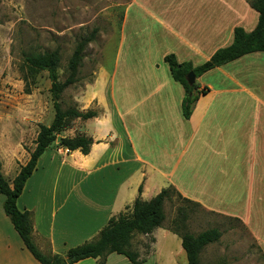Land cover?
<instances>
[{"label":"crops","instance_id":"0c3cea01","mask_svg":"<svg viewBox=\"0 0 264 264\" xmlns=\"http://www.w3.org/2000/svg\"><path fill=\"white\" fill-rule=\"evenodd\" d=\"M257 20L247 0L122 5L112 60L106 64L101 53L92 82L77 94L80 110L97 111L86 120L88 153L48 147L16 199L17 209L31 214L32 239L42 252L65 255L93 241L137 197L149 200L173 186L205 210L236 219L264 264V52L195 77L198 90L208 91L187 119L181 111L184 88L163 60L172 54L178 63L198 66L231 44L234 28L252 31ZM28 96H0V172L10 186L35 147L38 124L52 121L51 111L44 116ZM75 134L73 129L64 136ZM3 201L0 194V264H41L25 248ZM145 237L154 240L144 257L137 241ZM223 240L225 234L203 247L200 264L245 262L238 245L222 246L215 255ZM162 241L168 243L165 262L159 258ZM131 244L142 264H186L180 237L165 227L135 234ZM71 264L131 262L112 252L103 262L87 257Z\"/></svg>","mask_w":264,"mask_h":264},{"label":"trees","instance_id":"16d2710c","mask_svg":"<svg viewBox=\"0 0 264 264\" xmlns=\"http://www.w3.org/2000/svg\"><path fill=\"white\" fill-rule=\"evenodd\" d=\"M250 7L258 13V20L252 31L246 32L241 27L233 30V40L230 45L217 49L208 60L198 66L190 63H178L174 55L164 56L163 60L169 66L172 78L179 82L185 91L181 101V111L184 118L191 114L195 101L201 94L208 91L207 87L198 90L194 82L189 85L186 75L192 71L195 77L217 66L233 61L245 54L253 52H264V0H247ZM97 30H91L86 36L81 38L75 45L69 58L67 59L65 71L66 76L63 81L59 80L58 69L60 68V50L55 48L50 51L35 54L23 55L24 92L30 93L29 78L32 83L33 78L41 71L47 72L50 82L49 92L51 95L54 115L49 125L38 124V132L35 138V147L30 153L28 161L22 165L13 178L11 186L4 179L0 172V194L4 195L3 209L10 218L14 229L20 236L25 248L41 264H68L66 258L75 256L71 263L80 259L92 257L104 261L107 254L115 252L128 258L131 264H142L143 260L138 259L135 251L130 250V241L134 234H147L158 227H164L166 216L164 202L172 195H176L181 203L194 206L201 205L183 197L173 186L162 188L155 196L149 200H142L137 197L124 212L112 216L107 224L99 231L97 237L90 242H85L79 246L71 248L65 255L52 252H42L32 239V217L28 211H20L16 207V199L21 194L26 180L32 174L36 162L40 155L50 147L73 119L86 120L97 114L96 110L79 111L76 108L61 109L60 97L65 88L74 84L77 80L78 69L83 59L86 46L94 40ZM92 144V138L85 134H75L72 137H61L59 146L65 147L69 151L79 149L83 154H87ZM187 219V211L183 206L177 210V215L165 227L181 239V246L186 255V264H200L199 255L205 245L217 241L221 233L217 228H209L194 235L184 231ZM69 263V264H71ZM220 264V263H219Z\"/></svg>","mask_w":264,"mask_h":264},{"label":"rangeland","instance_id":"374dc122","mask_svg":"<svg viewBox=\"0 0 264 264\" xmlns=\"http://www.w3.org/2000/svg\"><path fill=\"white\" fill-rule=\"evenodd\" d=\"M127 1L129 0H0V96L4 91L15 92L16 96L26 94L22 80L27 71L22 64L24 54L43 53L58 48L61 57L59 80L63 81L66 76V62L75 45L91 30L96 29L94 40L84 50L76 82L65 88L60 97L62 110L72 107L85 111L86 109L80 110L78 107L77 94L92 82V68L101 53L106 64L112 60L117 45L115 28L120 22L122 5ZM110 37L113 38L107 42ZM33 82L29 78L28 102L38 105L44 116L51 111V120L54 110L47 72H39L34 76ZM86 120L77 118L70 121L52 145L62 147L58 142L61 137H68L64 136L66 131L74 129L76 134H84ZM180 206L187 211L184 231L196 235L203 230L217 228L221 234H225V240L219 242V247L214 248L215 255L222 246L238 245L242 250L245 249L241 257L245 262L241 261V264L261 263V257L254 250L249 234L236 219L218 216L202 206L201 209L199 206L181 203L176 195L164 202V227L177 215ZM153 240L152 237H145L143 241H137L140 242L144 257L151 251ZM131 241L130 250L135 251ZM167 245L166 241H162V251L159 254L161 262L168 259ZM247 253L250 254L248 260Z\"/></svg>","mask_w":264,"mask_h":264},{"label":"water","instance_id":"95a60500","mask_svg":"<svg viewBox=\"0 0 264 264\" xmlns=\"http://www.w3.org/2000/svg\"><path fill=\"white\" fill-rule=\"evenodd\" d=\"M186 80H187V83H188L189 85H192V84L194 83V81H195V74H194L192 71H190V72L186 75ZM74 259H75V256L68 257V258H66V262L69 264V263H71V261L74 260Z\"/></svg>","mask_w":264,"mask_h":264}]
</instances>
